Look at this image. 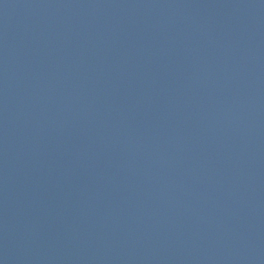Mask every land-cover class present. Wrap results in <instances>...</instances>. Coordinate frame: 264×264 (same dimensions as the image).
<instances>
[{"label":"water","instance_id":"obj_1","mask_svg":"<svg viewBox=\"0 0 264 264\" xmlns=\"http://www.w3.org/2000/svg\"><path fill=\"white\" fill-rule=\"evenodd\" d=\"M0 264H264V0H0Z\"/></svg>","mask_w":264,"mask_h":264}]
</instances>
